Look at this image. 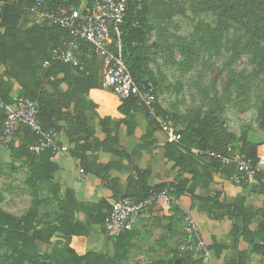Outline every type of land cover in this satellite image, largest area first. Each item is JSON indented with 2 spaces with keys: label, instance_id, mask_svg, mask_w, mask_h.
I'll return each mask as SVG.
<instances>
[{
  "label": "trees",
  "instance_id": "16d2710c",
  "mask_svg": "<svg viewBox=\"0 0 264 264\" xmlns=\"http://www.w3.org/2000/svg\"><path fill=\"white\" fill-rule=\"evenodd\" d=\"M2 1L7 2L0 11L2 99L10 103L11 82L6 80V77H10L21 88L19 95L36 103L38 119L45 129L58 132L60 122H66L68 136L75 145L72 154L80 160L83 175L103 184L105 190L112 189L115 201L127 197L141 199L164 188H169L174 197L183 199L188 190H184L182 185L149 186L147 180L152 175L151 168H147L137 175L136 179L134 178L141 188H131L133 179L129 178V186L123 191L116 174L123 171L125 163L131 160V156L123 150L118 151L114 148L118 142L117 134L106 132L102 135L95 132L90 114H97L96 106L87 100L91 89L100 87L102 59L89 44L80 41L79 65L73 66L54 60V51L65 42L75 40V35L56 26L36 25L22 28L21 16L36 0ZM44 1L47 9L54 5L80 4L79 0ZM192 7L197 12H209L222 20L233 22L248 34L264 35L262 26L264 0H192ZM164 11L170 12L168 0H129L128 11L121 25L122 37L123 39L125 37L131 64L127 61L126 50L125 59L134 79L139 84L151 81L156 90V82L145 79L149 72V56L146 52L150 48L148 45L152 29L150 21L161 24L164 21ZM46 62L49 64L45 66ZM64 84L68 86L67 91L62 89ZM49 87H52L53 91H50ZM72 104L74 107L71 111ZM119 111L121 114L147 116L149 125L144 140H148L150 135L158 131L166 136L167 142L162 152L164 158L173 163V170L179 168L180 172H188L187 165L190 162L202 165L205 169L229 168L222 167L218 160L208 157L206 152L229 155L233 151L253 158L257 156L245 154L250 146L248 133L243 132L240 137L230 133L218 115L205 116L199 122L189 121L184 130L177 132V141L169 142L167 134L150 118L147 109L139 105L137 99L132 97L123 100ZM163 113L172 117L176 124V116ZM5 118V111L0 108V119L4 122ZM260 119L261 127L264 129V106L260 112ZM132 129L130 125L129 134H132ZM2 132L3 128L0 136ZM34 143L35 136L25 126H22L8 142L7 148L12 157L29 159L32 172L28 185L34 192L33 206L26 215L17 216L0 209V244L9 250L0 260V264H123L130 247L129 232L116 239L109 238L114 244L112 256L108 252L99 254L89 251L87 242L92 232L97 205L79 201L72 190L63 192L53 181L58 170V166L52 161L55 152L48 150L41 156L32 155L28 147ZM2 165L3 161L0 158V173ZM192 173L194 183L200 173L197 171ZM256 180L264 185V174H259ZM38 185H43L47 189L46 198L40 197ZM191 193L200 204L210 201L209 198L199 196L195 190H191ZM52 203H57L59 214L54 217L47 213L39 214L38 207ZM235 208L238 214H232L230 219L233 222L234 234L238 236L240 230L235 221L241 215L245 216V212L236 204ZM39 243H47L52 247V252L41 251ZM244 253L245 251L241 252L242 259ZM185 264H200V260L188 256ZM241 264H244L243 260Z\"/></svg>",
  "mask_w": 264,
  "mask_h": 264
},
{
  "label": "crops",
  "instance_id": "0c3cea01",
  "mask_svg": "<svg viewBox=\"0 0 264 264\" xmlns=\"http://www.w3.org/2000/svg\"><path fill=\"white\" fill-rule=\"evenodd\" d=\"M36 25L39 24L31 13L26 12L21 16L22 28ZM6 80L11 82L9 104L13 106L21 88L10 77H6ZM1 82L0 77V87ZM48 89L53 91L52 87ZM62 89L67 91L68 86L62 85ZM87 100L96 106L97 114H90L95 132L102 135L106 132L117 134L118 142L114 148L118 151L123 150L131 156V160L125 163L123 171L116 174L123 191L129 186V178L133 179L131 188H141L135 179L147 168L152 170V175L147 180L149 186L182 185L184 190H188L183 199L179 198L180 208L154 207L139 217L134 229L129 232L130 247L123 264H176L177 260L181 261L180 264H185L188 256L200 260L199 256L185 255L182 249L181 240L185 236L184 229L187 224L186 214L197 224L201 237L209 247L210 264H241L242 260L244 264H264V185L258 180L251 185H235L231 179L235 170L233 166L213 170L190 162L187 165L188 172H180L179 168L173 170V163L164 158L162 152L167 142L166 136L158 131L150 135L148 140H144L149 125V119L145 114H121L119 107L122 100L101 87L91 89ZM73 107L72 104L71 111ZM130 125L133 127L132 134L128 133ZM59 126L56 143L59 147L67 148V151L54 153L52 161L58 166V170L53 181L63 192L74 191L79 201L97 205L92 232L87 242L88 250L99 254L108 252L112 256L114 244L104 233V219L115 201L113 190L109 188L105 190L103 184L81 173L80 160L72 154L75 145L68 136L67 123L60 122ZM185 127L186 125L175 124L177 132L184 130ZM2 128L3 121L0 119V132ZM7 146L0 143V158L3 161L0 182L7 183L4 188L6 193L18 192L20 190H17L15 183H20L19 177L23 174L21 188L31 201L26 210L24 207L16 208L15 212L2 210L24 216L33 206L34 189L28 185L32 169L29 159L12 157ZM245 154L264 155V139L259 144L250 142ZM192 171L200 173L194 183ZM191 190H195L202 198H209L210 201L200 204ZM38 193L41 198L48 195L43 185H38ZM235 204L242 207L245 212V216L241 215L235 221L240 230L238 236L234 234L233 222L230 219L232 214H238ZM243 251L245 255L242 259Z\"/></svg>",
  "mask_w": 264,
  "mask_h": 264
},
{
  "label": "rangeland",
  "instance_id": "374dc122",
  "mask_svg": "<svg viewBox=\"0 0 264 264\" xmlns=\"http://www.w3.org/2000/svg\"><path fill=\"white\" fill-rule=\"evenodd\" d=\"M168 4L170 12H163L161 24L150 21V48L146 52L149 72L145 79L156 82L161 109L176 116V124L182 126L218 115L230 133L240 137L247 132L250 142L261 143L264 35L248 34L233 22L197 12L192 0H168ZM262 23L264 28V13ZM123 42L127 58L125 37ZM127 59L131 64L129 56ZM99 64L101 69L100 60ZM20 176V183H15L18 192L6 193L7 183L0 182V209H27L31 199L23 193L24 177ZM38 212L54 217L60 209L53 203L38 207ZM39 249L52 252L47 243H39ZM8 252L0 244V260Z\"/></svg>",
  "mask_w": 264,
  "mask_h": 264
},
{
  "label": "built area",
  "instance_id": "2783aa9c",
  "mask_svg": "<svg viewBox=\"0 0 264 264\" xmlns=\"http://www.w3.org/2000/svg\"><path fill=\"white\" fill-rule=\"evenodd\" d=\"M6 3L0 0V11ZM79 3V6L54 5L47 9L44 0H36L25 11L34 15L39 25L56 26L75 35V40L65 42L54 51V60L73 66L79 65V42H86L103 62L101 89L112 92L122 101L132 97L137 99L139 105L147 109L150 118L167 134L168 141H177L175 123L172 117L163 113L154 83H137L126 63L121 25L128 11L129 0H79ZM48 64L49 62H46L45 66ZM0 108L6 113L0 136L1 144L8 145L9 140L25 126L36 138V143L28 147L30 154L41 156L48 150L67 151V148L57 145V132L43 127L33 100L19 95L12 106L0 95ZM205 154L218 160L222 167L233 166L235 171L231 179L237 186L251 185L259 174H264V155L253 158L233 151L229 155L217 152ZM154 207L180 208L181 201L173 196L169 188L153 192L141 199L127 197L114 201L104 219L106 236L116 239L131 232L139 217ZM186 220L185 236L181 240L184 254L199 256L200 264H210L211 252L201 237L197 224L188 214Z\"/></svg>",
  "mask_w": 264,
  "mask_h": 264
},
{
  "label": "water",
  "instance_id": "95a60500",
  "mask_svg": "<svg viewBox=\"0 0 264 264\" xmlns=\"http://www.w3.org/2000/svg\"><path fill=\"white\" fill-rule=\"evenodd\" d=\"M72 252H73V250H71ZM181 263V261L180 260H177V262H176V264H180Z\"/></svg>",
  "mask_w": 264,
  "mask_h": 264
}]
</instances>
